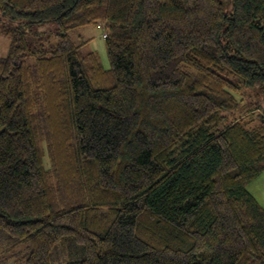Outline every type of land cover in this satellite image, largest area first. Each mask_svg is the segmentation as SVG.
Segmentation results:
<instances>
[{
    "label": "trees",
    "instance_id": "trees-1",
    "mask_svg": "<svg viewBox=\"0 0 264 264\" xmlns=\"http://www.w3.org/2000/svg\"><path fill=\"white\" fill-rule=\"evenodd\" d=\"M0 14L19 23L0 58L13 264H264L247 189L264 172V0H0ZM45 23L47 46L21 30ZM97 23L107 70L68 35Z\"/></svg>",
    "mask_w": 264,
    "mask_h": 264
},
{
    "label": "rangeland",
    "instance_id": "rangeland-1",
    "mask_svg": "<svg viewBox=\"0 0 264 264\" xmlns=\"http://www.w3.org/2000/svg\"><path fill=\"white\" fill-rule=\"evenodd\" d=\"M226 9L228 7H225ZM18 22H12L0 14V58H3L9 46V39L3 35V31L11 28H16ZM25 33L26 38L31 43H43L45 46L52 43L56 32V25L54 23H45L40 25H25L21 27ZM105 24L97 23L87 25L71 30L68 35L76 45H82L80 50L82 53H93L96 55L98 62L104 70L109 69V63L106 56V48L104 42ZM247 189L252 192L260 205L264 207V176L255 184L249 185ZM0 237H4L0 234ZM23 247L9 246L0 238V259L8 258L9 264H13L14 258L10 257L16 251H22ZM65 259H74L68 255L67 251H63ZM62 260V261H63Z\"/></svg>",
    "mask_w": 264,
    "mask_h": 264
},
{
    "label": "crops",
    "instance_id": "crops-1",
    "mask_svg": "<svg viewBox=\"0 0 264 264\" xmlns=\"http://www.w3.org/2000/svg\"><path fill=\"white\" fill-rule=\"evenodd\" d=\"M264 176V172L255 180L253 181L250 185L252 186V184H255L256 182H258V180H260L262 177ZM250 192V191H249ZM251 194L254 196V194L251 192ZM255 197V196H254ZM256 199V198H255ZM257 200V199H256ZM259 202V200H257ZM260 204V202H259ZM264 208V207H263Z\"/></svg>",
    "mask_w": 264,
    "mask_h": 264
}]
</instances>
